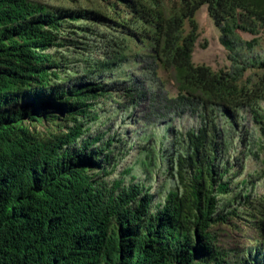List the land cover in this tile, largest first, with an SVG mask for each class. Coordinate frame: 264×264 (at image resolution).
<instances>
[{
    "label": "trees",
    "instance_id": "obj_1",
    "mask_svg": "<svg viewBox=\"0 0 264 264\" xmlns=\"http://www.w3.org/2000/svg\"><path fill=\"white\" fill-rule=\"evenodd\" d=\"M105 1L54 10L0 0V264H264L250 249L232 261L213 230L251 199L236 167L261 151L264 70L244 77L264 58L235 54L219 72L192 61L203 5L232 48L237 29L264 33V0ZM160 68L173 72L176 96ZM115 109L144 130L198 118L196 130L164 134L161 160L177 178L164 202L151 185L111 178L128 131H89ZM156 140H141L148 171Z\"/></svg>",
    "mask_w": 264,
    "mask_h": 264
},
{
    "label": "rangeland",
    "instance_id": "obj_2",
    "mask_svg": "<svg viewBox=\"0 0 264 264\" xmlns=\"http://www.w3.org/2000/svg\"><path fill=\"white\" fill-rule=\"evenodd\" d=\"M43 4L49 9L58 10L61 8H100L107 9L108 2L105 0H30ZM114 3V0H111ZM195 20L198 24V39L195 43L192 61L195 65H207L214 71H229L232 69L234 61L233 55L242 59L264 58V33L253 34L251 32L237 29L232 48L224 43V34L220 25L211 17L208 5H203L196 13ZM186 33L191 30L190 21L185 23ZM250 42L252 45L247 44ZM264 69L251 67L245 74L244 80L254 76L257 72L262 73ZM159 78L163 82L164 90L170 96H176L179 93L174 74L171 70L160 68L158 70ZM106 116V115H105ZM103 116L97 123L92 124L89 131L91 135L105 134V138L116 133V131L127 129L128 136L125 140L126 145L119 146L116 149L115 160L119 168L111 178L123 180L124 185L143 182L151 185L155 192V205L164 202L170 191L177 187V178L173 170L168 169L169 158L166 164L161 160L162 140L164 134L168 133L170 126L177 127L183 134L190 130H196L199 126V120L196 116L189 113L173 119L162 118L149 124L144 130L138 124L131 122L132 118L126 114L122 119L120 110H113L110 119ZM125 123V124H124ZM29 127L35 131L38 125L30 123ZM49 128V126H42ZM148 134L156 137L155 148L158 152V159L151 167L150 171L143 165L142 160L146 158V153L142 145L147 143L141 140ZM130 140L135 142L133 148L130 147ZM165 148L170 154V138H164ZM131 142V143H132ZM140 142V143H138ZM141 144V145H139ZM164 164V165H163ZM236 181L238 188L243 186V180L248 179L244 190L250 189V202L242 200L240 204V215L227 224H219L213 228L217 235V247L220 251L227 252L230 259L237 260L246 250L259 252L260 262L264 258V140L262 139L261 151L258 156H249L237 161ZM237 188V187H236Z\"/></svg>",
    "mask_w": 264,
    "mask_h": 264
}]
</instances>
